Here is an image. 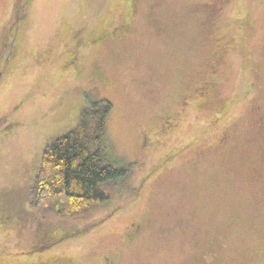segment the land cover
I'll list each match as a JSON object with an SVG mask.
<instances>
[{
	"label": "rangeland",
	"instance_id": "374dc122",
	"mask_svg": "<svg viewBox=\"0 0 264 264\" xmlns=\"http://www.w3.org/2000/svg\"><path fill=\"white\" fill-rule=\"evenodd\" d=\"M28 7L0 78V264H264V0ZM101 98L109 158L134 169L84 232L113 201L66 221L28 191L43 148Z\"/></svg>",
	"mask_w": 264,
	"mask_h": 264
},
{
	"label": "trees",
	"instance_id": "16d2710c",
	"mask_svg": "<svg viewBox=\"0 0 264 264\" xmlns=\"http://www.w3.org/2000/svg\"><path fill=\"white\" fill-rule=\"evenodd\" d=\"M30 1L14 0L0 44V78L14 56L15 38L26 22ZM112 109L113 103L107 98L88 99L80 109L76 125L43 148L28 191L32 212L77 221L87 218L97 206H107L113 201L100 218L82 228L85 232L121 207L113 197L132 175L134 165L119 166L109 158L105 136ZM74 234L67 231L65 235Z\"/></svg>",
	"mask_w": 264,
	"mask_h": 264
},
{
	"label": "flooded vegetation",
	"instance_id": "af4514ba",
	"mask_svg": "<svg viewBox=\"0 0 264 264\" xmlns=\"http://www.w3.org/2000/svg\"><path fill=\"white\" fill-rule=\"evenodd\" d=\"M219 1L221 2V4H223V1L224 0H219ZM221 6H219L217 8L221 9L222 8ZM102 37H103V35H101L99 38L102 39ZM75 47H77V46H75ZM207 83H208V81H204V82L201 83L202 90L198 91L201 96H204L205 95L204 92H206V89L205 88L207 87ZM199 89H200V87H199ZM168 122H170V121H168ZM171 123L174 124L173 121H171L169 124H171ZM132 226L134 228L132 229V232L130 234V238H134L135 236H138V234L140 233V230L142 228L140 226V224H134L133 223ZM102 264H118V263H117L116 259L113 256L108 255V256H104L103 257Z\"/></svg>",
	"mask_w": 264,
	"mask_h": 264
}]
</instances>
